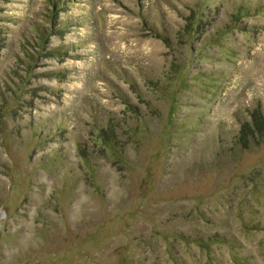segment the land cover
I'll return each instance as SVG.
<instances>
[{"label": "rangeland", "instance_id": "374dc122", "mask_svg": "<svg viewBox=\"0 0 264 264\" xmlns=\"http://www.w3.org/2000/svg\"><path fill=\"white\" fill-rule=\"evenodd\" d=\"M256 108L264 0H0V264H264Z\"/></svg>", "mask_w": 264, "mask_h": 264}, {"label": "trees", "instance_id": "16d2710c", "mask_svg": "<svg viewBox=\"0 0 264 264\" xmlns=\"http://www.w3.org/2000/svg\"><path fill=\"white\" fill-rule=\"evenodd\" d=\"M49 3H50V6L51 8L53 9L55 7V0H48ZM250 119H251V125L260 131V134H262L264 132V114L262 112L261 109L259 108H256L255 110H253L251 113H250ZM246 125L242 127L241 129V133L240 135L241 136H244L246 137L247 136V133H245L246 131Z\"/></svg>", "mask_w": 264, "mask_h": 264}]
</instances>
